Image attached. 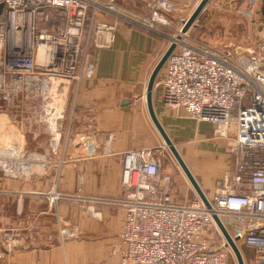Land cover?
<instances>
[{
  "label": "built area",
  "instance_id": "1",
  "mask_svg": "<svg viewBox=\"0 0 264 264\" xmlns=\"http://www.w3.org/2000/svg\"><path fill=\"white\" fill-rule=\"evenodd\" d=\"M151 7L145 24L170 29L171 3L156 0ZM119 10L114 0H0V111L32 134H48L57 150L69 101L95 74L90 48L111 49L115 42L117 21L101 15L119 18ZM183 23L155 87L166 106L210 123L214 138L229 141L233 172L206 194L207 207L196 193L174 197L172 175L162 172L154 149L130 150L121 197L88 200L124 208L121 264H228L233 250L214 215L227 229L233 224L237 233L230 234L251 251L248 262L242 252L245 264H264V25L246 35L247 45L216 46L186 37ZM31 167L18 148L0 153L7 175L27 177ZM48 197L55 204L64 195L54 187Z\"/></svg>",
  "mask_w": 264,
  "mask_h": 264
},
{
  "label": "crops",
  "instance_id": "2",
  "mask_svg": "<svg viewBox=\"0 0 264 264\" xmlns=\"http://www.w3.org/2000/svg\"><path fill=\"white\" fill-rule=\"evenodd\" d=\"M154 1L114 0L122 13L119 18L109 17L118 23L114 45L95 51L94 77L86 79L75 100L71 99L57 150H53L48 134L32 135L14 122L11 112L0 111V153L18 148L32 161L27 177L0 171V241L11 229L8 234L15 245L6 250L0 244L3 263L121 264L117 246L124 208L88 199L121 197L126 153L152 148L158 139L145 95L151 73L172 43L173 34L170 29L145 24ZM166 1L173 6L172 21L180 24L201 0ZM232 1L244 11L257 0ZM246 15L252 18L251 13ZM252 25L246 28V35L254 31ZM154 95L158 117L174 142L191 145L186 155L197 160L191 161L190 167L205 193L211 195L223 171L217 168V149L206 141L214 137L212 125L169 108L161 95ZM202 153L209 157L206 162L198 158ZM207 164L218 170L207 174L203 168ZM54 187L64 195L55 204L48 197ZM173 194L178 200L183 197L176 189ZM228 229L236 235L233 224L229 223ZM26 245L30 247L24 248Z\"/></svg>",
  "mask_w": 264,
  "mask_h": 264
},
{
  "label": "rangeland",
  "instance_id": "3",
  "mask_svg": "<svg viewBox=\"0 0 264 264\" xmlns=\"http://www.w3.org/2000/svg\"><path fill=\"white\" fill-rule=\"evenodd\" d=\"M261 6H262V0H257L256 3L249 4V6L244 11H242L239 9V7L235 6L234 1L232 0H209V2L207 3V5L204 7L201 14L199 15L198 19L195 21V25L192 26L186 32V34L188 33L187 34L188 36L186 37H190L191 39H196L200 42L209 43L216 46H224L229 44L240 45L243 42L248 43L246 42L247 41L246 30L250 29V25L253 24L252 25L254 29L253 32L254 33L256 32V34L261 29L259 28V25H264V16L261 12ZM245 13L246 14L251 13L252 20ZM110 16L112 15L104 13V15H101V18L107 20L109 19ZM182 23L176 24L175 22H173V24L170 26L171 28L169 31H171L173 35L176 33L179 34ZM241 39H244L243 42H240ZM95 51H96L95 48H90V57H89L90 61L91 59L94 60ZM153 93L155 94L154 96H156V98L157 96L159 97L161 95V87L159 86L155 87ZM71 105L72 103L70 100L69 109L71 108ZM206 141L211 143V145L214 144V147H212V149L215 150L217 149L216 152L218 153L217 156H215L217 157V161L219 162V164H217L218 166L217 168L220 167L221 170H223L221 177L220 178L218 177L215 181V186H216V183L219 182V179L223 178L227 173L233 172L235 159L232 153L230 152L229 141H226L224 139H216L214 137H210L209 139L207 138ZM174 143L176 144V147L178 148L184 160L191 169L190 167L192 164L191 161L197 160L196 158L190 159L186 155L191 145L177 143V142ZM152 148H154L155 154L162 161V172L169 173L172 175V178L174 180L173 189H176L177 192H181L183 194V197L180 198L179 201L185 199L186 195H188V197H192L193 193H196L195 190L190 184L186 174L180 167L179 163L173 156L169 147L164 143V140L159 134V132H158V139L157 141L155 140L153 142ZM209 155L213 156L211 153H209ZM198 158H200L199 160L201 159L204 160V162H206L209 159V157L205 156L204 153H202V155L200 154ZM209 167L208 164L205 167H203L206 169L207 174H212L218 170L216 168L209 169ZM185 181H187V183L190 185V190L188 189L189 185L188 184L186 185ZM183 190L185 192H183ZM10 230L5 231L4 238H2L0 241V244L6 250H10L15 246L13 244L11 247H9L5 244L7 242H11L9 237L6 236V234L11 233ZM238 243L240 245L242 252L244 253L246 262H248L252 256L251 251L246 249L245 246L240 241ZM29 247L30 246H25L24 248H29ZM1 256H3V253L0 251V264L3 263ZM228 264H238L234 253L230 256Z\"/></svg>",
  "mask_w": 264,
  "mask_h": 264
},
{
  "label": "water",
  "instance_id": "4",
  "mask_svg": "<svg viewBox=\"0 0 264 264\" xmlns=\"http://www.w3.org/2000/svg\"><path fill=\"white\" fill-rule=\"evenodd\" d=\"M208 2H209V0H201L198 3L197 7L194 9L192 14L183 23V27L181 29L182 33H186L192 26L195 25V21L198 19L199 15L201 14L202 10L204 9V7L207 5ZM261 12L264 15V0H262ZM175 48H176V44L174 42L171 43L151 73V76H150L148 84H147L146 95H145L146 96L147 109H148L149 116H150L154 126L156 127L159 134L163 138L164 143L169 147L173 156L175 157V159L179 163L180 167L182 168V170L186 174V176H187L190 184L192 185L193 189L198 194V196L202 199V201L205 203V205L207 207H210V202L208 200V197H207L205 191L201 187L196 176L194 175L192 170L189 168L188 164L184 160L180 151L176 147V144L174 143L173 139L170 137L166 128L162 124L160 118L158 117V114L156 112L154 102H153V92H154V88H155L156 79H157L160 71L164 67L168 57L174 51ZM214 219H215L219 229L223 233L227 243L232 248L238 264H245L242 250L238 244V241L241 240V236L238 235L236 237H232V235L230 234V232L228 231V229L226 228V226L224 225L222 220L217 215H214Z\"/></svg>",
  "mask_w": 264,
  "mask_h": 264
}]
</instances>
